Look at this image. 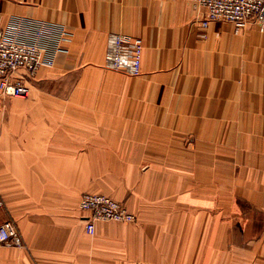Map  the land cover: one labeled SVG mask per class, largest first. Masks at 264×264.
<instances>
[{"label": "crops", "instance_id": "obj_1", "mask_svg": "<svg viewBox=\"0 0 264 264\" xmlns=\"http://www.w3.org/2000/svg\"><path fill=\"white\" fill-rule=\"evenodd\" d=\"M201 13L191 0H0L11 36L35 40L41 22L71 35L53 66L13 74L31 96L0 94V224L23 236L0 264H264V31L203 28ZM112 32L143 39L140 75L105 67ZM75 74L87 100L44 95ZM86 192L137 220L89 234Z\"/></svg>", "mask_w": 264, "mask_h": 264}, {"label": "built area", "instance_id": "obj_2", "mask_svg": "<svg viewBox=\"0 0 264 264\" xmlns=\"http://www.w3.org/2000/svg\"><path fill=\"white\" fill-rule=\"evenodd\" d=\"M202 12L201 26L207 28L213 21L232 22L237 27L254 21L264 25V0H191ZM35 40L20 39L0 29V94L26 98L31 94V86L22 79H13L20 68L33 78L45 66L55 63V57L63 49V43L71 40L64 26L54 27L46 23L38 24ZM56 31V32H54ZM54 32V33H53ZM202 36H206L203 32ZM105 55V67L130 75L142 73L144 42L141 37L125 33L109 34ZM4 200L0 196V206ZM81 209L89 212L86 228L89 234L96 232L98 221L135 222L136 214L121 201L105 193L86 192L80 200ZM23 236L14 219L0 224V245H22Z\"/></svg>", "mask_w": 264, "mask_h": 264}, {"label": "rangeland", "instance_id": "obj_3", "mask_svg": "<svg viewBox=\"0 0 264 264\" xmlns=\"http://www.w3.org/2000/svg\"><path fill=\"white\" fill-rule=\"evenodd\" d=\"M224 22H226V21H224ZM256 24L260 30L264 31V25H261L259 23H256ZM236 28L238 29L239 27L236 26ZM78 79H79V74H75V75L71 76V78L67 77L66 79L61 80V82L56 84L55 87H49L46 85L43 88L44 95H48V91H49L50 93L53 92L55 100H59V99H62V100H87V96L85 98L86 90H84V92L81 94V90L78 89V87H77V84L79 81ZM91 91H96V90L93 89ZM91 91L88 92V96H90ZM100 92H101V90H100ZM31 94H32V92H31ZM31 94H30V96H31ZM12 97H15V96H12ZM49 97L52 98L51 95ZM9 99H13V98H9ZM9 99H6V100H9ZM16 99H24V98L16 97Z\"/></svg>", "mask_w": 264, "mask_h": 264}]
</instances>
